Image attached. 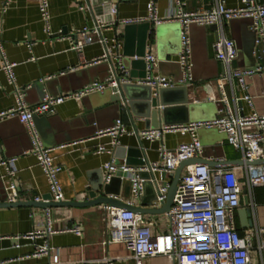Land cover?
Returning <instances> with one entry per match:
<instances>
[{"label": "crops", "instance_id": "0c3cea01", "mask_svg": "<svg viewBox=\"0 0 264 264\" xmlns=\"http://www.w3.org/2000/svg\"><path fill=\"white\" fill-rule=\"evenodd\" d=\"M148 0H125L118 5L119 17H144L147 13ZM157 7L158 16L166 15L172 8V0H153ZM185 9H208L216 0H182ZM0 0V28L2 51L6 58L17 62L14 68L16 84L25 88L34 82L45 78L58 77L77 68H87L83 63L89 62L103 52V46L98 42L85 45L81 53L70 49V40L67 35L71 30L83 25H92V15L79 9L80 3L94 5V12L107 17L109 0H48L51 30H62L61 36H48L44 31L38 13L37 0H12L5 11L1 7ZM226 7L239 6L240 0H224ZM97 7V8H96ZM234 20V21H233ZM231 19L224 24V35L233 38L238 54L240 66H248L253 62L252 52L248 49L252 43L253 33L250 29V20L246 18ZM124 27L121 24L110 26L102 30L107 38L115 37L121 42L123 51ZM190 38L193 78L189 84H181L176 90H167L155 98L150 97L156 103H164L168 108L163 113L161 104L159 125L176 123L188 118L187 121L210 118L216 115L220 106L216 98L218 88L214 81L222 73V65L215 58L212 43L217 38L208 26L193 25L188 29ZM180 24L176 21H165L155 25V30L147 31L145 49L157 56L160 66L154 68L155 75L169 76L180 79L182 71L177 58L180 49ZM72 38H75L73 35ZM33 56L35 60H31ZM0 59V65H1ZM190 62V63H191ZM100 64V63H98ZM103 64V63H102ZM90 70L70 75V79L64 80L59 88L62 93L71 92L81 86L90 77L101 79L107 73L104 65ZM91 66V65H90ZM250 95L253 96L254 109L264 113V74H256L247 79ZM186 88V91L180 89ZM231 104H237L241 96L239 86L235 82L225 86ZM58 88L54 86V89ZM26 89V88H25ZM131 95L129 107L121 108L119 114L108 102V96L93 95L86 98H68L55 107L56 112L47 115L46 119L37 123L41 132L48 135L51 145L53 161L62 166L58 174L62 191L66 200L81 201L96 196L99 184L103 183L102 165L108 161L111 154L94 153L96 144L106 141V137H95L98 129L110 127L114 118L121 117L128 130L139 131L148 128L150 122L143 115L146 105L143 102L148 90L143 87L130 86ZM57 94L60 92L55 91ZM26 101L30 104L41 100V92L33 88L25 93ZM186 98V101L183 100ZM15 94L13 86L7 81L6 76L0 70V111L13 106ZM243 113L249 114L251 109L247 103L241 101ZM160 105V104H159ZM188 107L185 108V107ZM192 108H191V107ZM158 107V106H156ZM159 108V107H158ZM86 118L82 119L81 116ZM87 123H85V121ZM149 123V124H148ZM151 127V126H150ZM199 139L205 145L204 156L224 158L225 160L242 159V156L233 150L227 143L223 133L214 129H201ZM187 135L178 133H165L161 139L146 141L139 139L136 133L123 134L119 137V149L123 148L122 155L114 149L113 157L120 162L125 161L124 150L131 147L140 148L143 156L140 159H158V147L174 148L183 141H189ZM62 142V144H60ZM30 140L26 129L16 117H9L0 121V157H16L17 187L23 201L39 198V201L49 200L48 186L42 171L38 166L34 155L29 151ZM120 151V150H119ZM137 159L138 157H131ZM137 166V164H129ZM238 166L235 172L242 175V168ZM171 181V176L168 177ZM8 180L5 171L0 166V198H4L5 187ZM118 198L129 204L139 205L144 208H158L154 206L151 186H147L143 195L136 197L130 193L128 181H124L120 187ZM242 191L239 207L243 206ZM252 208L253 227L243 229L239 225L237 207L235 222L240 233L251 230L254 233L253 242L256 238L264 242V185L254 188ZM49 218L53 227L57 229L64 226L78 224L82 235L64 231L50 234L44 238H36L34 241L16 238L18 234H26L30 231L42 230L46 225L44 208L38 206H0V264H96L94 260L103 255L114 258V264H134L131 259V251L122 242H107L109 229L104 217L102 203L98 205L78 206H50ZM139 213V212H137ZM144 220L151 221L152 233H166L168 231V219L165 213H140ZM47 241L50 255L30 256L34 251V242L41 244ZM18 244V246H15ZM57 254V262H53V254ZM30 256V257H29ZM253 264H264V248L261 253L254 249L252 252ZM145 264H173L163 257L157 256L144 260Z\"/></svg>", "mask_w": 264, "mask_h": 264}, {"label": "built area", "instance_id": "2783aa9c", "mask_svg": "<svg viewBox=\"0 0 264 264\" xmlns=\"http://www.w3.org/2000/svg\"><path fill=\"white\" fill-rule=\"evenodd\" d=\"M12 0H2L1 7L5 11ZM125 0H109L107 17L96 14L94 5L80 3L79 9L90 12L92 25H83L71 30L67 38L71 41L70 49L81 53L85 45L98 42L103 46V52L89 62L83 63L84 67L98 63H105L108 75L103 79H95L73 92L60 93L57 96L46 94L40 102L30 104L25 98V88L16 84L14 68L17 62L5 57L2 51L0 28V70L7 81L13 86L15 102L13 106L0 111V121L9 117H16L25 127L31 148L48 186L50 200L54 202L65 199L58 174L62 166L51 155V147L42 143L39 131L35 126L34 115H52L55 107L68 98H82L97 93H104L114 88L121 96L123 85L136 84L149 86L151 97L159 95L164 88H174L192 81L190 70V38L189 25L209 26L216 24L218 37L212 43L215 58L222 65V73L214 81L218 88V95L213 98L220 104L213 118H200L199 120L165 123L158 127H148L136 131L128 130L121 117H117L111 127L98 129L95 137H106V141L96 144L94 153H108L111 157L103 163V183H109L113 178L119 177L122 182L128 181L130 193L136 197L143 195L144 182H150L155 193L154 206H161L167 196V187L170 183L168 177L178 165L188 158H201L204 156V145L199 139L201 129H214L224 134L226 143L237 151L244 161L264 159V113L254 109L253 96L250 95L247 79L256 74H264V0H240L236 7H226L224 0H216L208 9H185V2L172 0V8L166 15L159 17L157 7L153 0H148L146 15L144 17H119L118 5ZM38 13L44 24V31L48 36L62 35V30L53 32L49 23L48 0H37ZM251 18L250 29L254 34L252 47L253 62L248 66H231L237 59L239 52L234 39L224 35V24L231 19ZM149 21L161 24L165 21H176L180 24V49L178 51V64L182 71L180 79L175 80L169 76L154 74L159 59L155 54L145 49L144 55L130 56L131 59H142L145 63V78L139 79L130 75L129 69L124 64L125 55L121 49L118 38H107L102 30L116 24H139ZM75 38H72V36ZM31 60H35L30 56ZM50 78V77H49ZM47 79V78H45ZM44 79L41 80V82ZM233 82L239 86L241 96L230 103L226 85ZM238 101H244L251 109L249 114H244L243 106ZM127 100L120 98V107L126 108ZM161 108V105H157ZM136 133L139 139L153 141L161 139L165 133H178L187 135L189 141H183L174 148L161 144L158 149V159H143L142 165L130 166L125 161L120 162L113 157L114 149L120 144L119 137L123 134ZM210 161H221L224 158L206 157ZM16 157H0V166L5 171L8 180L5 187V197L8 203L23 201L17 187ZM238 166L211 167L206 163H189L184 166L181 176L176 184L175 195L172 203L165 213L168 219L166 233H152L150 230L153 220H144L140 213L127 209L102 204L104 217L109 229L107 242H122L131 251L134 264H145L144 260L157 256L163 257L173 264H253L252 252L259 254L264 248V242L256 238L251 230L243 234L235 222L237 207L240 205L242 187H245L249 198V205L253 204V191L256 187L264 185V164L243 163L242 175L235 172ZM146 173L143 177L140 173ZM163 183L164 185H160ZM39 201V198H35ZM46 225L42 230L18 234L16 238L34 241L50 234L70 231L82 235L80 225L72 224L57 229L53 227L48 213L44 208ZM15 246H18L16 244ZM34 251L30 256L50 255V248L46 240L41 244L34 242ZM29 256V257H30ZM53 262H57V254H53ZM114 258L103 255L94 260L96 264H114Z\"/></svg>", "mask_w": 264, "mask_h": 264}, {"label": "water", "instance_id": "95a60500", "mask_svg": "<svg viewBox=\"0 0 264 264\" xmlns=\"http://www.w3.org/2000/svg\"><path fill=\"white\" fill-rule=\"evenodd\" d=\"M97 8V7H96ZM233 20V19H232ZM236 20V19H235ZM247 20H250L251 23V18H248ZM234 21V20H233ZM194 24L189 25L193 26ZM203 26V25H201ZM208 28L213 31V33L216 35V37H218L217 35V26L216 24L213 25H209ZM155 30V25L149 21H145L143 23H139V24H127V26L124 27V43H123V55H125L128 63L125 64V66L129 69L130 75L139 79L145 78L146 76V72H145V63L142 59H131L130 56L133 55H137L139 57L144 55L145 52V46H146V40H147V31L148 30ZM189 29V28H188ZM253 33V32H252ZM253 42H254V34H253V39H252V43L249 46V53H251L252 51V47H253ZM190 53H191V48H190ZM192 54V53H191ZM191 62V61H190ZM163 62H158L157 66H160V64H162ZM100 64H94L92 66H89L87 68H77V70L71 71L69 73H64L59 75L58 77H52V78H47L44 79L42 82L41 81H37L32 83L28 88L25 89L24 93L27 94V91L33 88H36L39 90V92H41V100L43 99V97L48 94L50 96H57L60 94H57L55 91H58L60 93H62L60 90V84L64 82V80H68L70 79V75L74 74V73H80V72H91L90 70H94V68L99 67L98 65ZM102 65L105 66V69L107 70V66L105 63H103ZM231 66H240L238 63V59H234L231 63ZM180 67V66H179ZM190 70H191V76L193 78V70H192V62H191V66H190ZM107 73V72H106ZM108 75V73L103 77L105 78ZM101 78V79H103ZM96 78H92L90 77L87 81H85L83 84H81L80 87H82L83 85L89 83V82H94ZM100 79V80H101ZM176 80V79H175ZM54 86L58 87L54 89ZM130 86H137V87H143L145 89L148 90L147 95L144 97V103L146 105V109L143 113V115L147 118V120H152L154 119V121L156 120V122H150V124L147 127H158L159 126V116H160V108L156 107L157 105H163V113L165 114L166 109L168 108L167 106L164 105V103L160 102V103H156V101L154 99H152L150 97V92L151 89H149V86H143V85H136V84H129V85H123L121 87V96L115 92L116 90L114 88H112L111 90H106L104 93H95L97 95L100 96H108V102L110 103L111 107H114V109H116L117 113L119 114V110L122 108L120 107V98L122 97L123 100L129 99L131 98V95L128 92V88ZM78 87V88H80ZM179 88H164L161 90L160 94H162L164 91L167 90H176ZM180 89H183L184 91H186V88L181 87ZM77 90V89H75ZM75 90H71V92L75 91ZM92 94L91 96L95 95ZM90 96V95H89ZM88 96H84L83 98H86ZM40 100V101H41ZM39 101V102H40ZM184 102L186 101V98L183 100ZM238 104H241V101H238ZM129 103L126 102V106L129 107ZM191 107V106H190ZM185 108L188 109V107L186 106ZM192 108V107H191ZM117 114V117H119ZM116 117V118H117ZM214 117V116H213ZM210 117V118H213ZM47 115H43V116H37L34 115L33 120L35 123V126L37 127V123L42 121L43 119H46ZM82 119H85L86 116L82 115L81 116ZM114 118V120L116 119ZM113 120V121H114ZM188 118L178 120V121H170V122H185L187 121ZM85 121V120H84ZM169 121H166V123ZM85 123H87V121H85ZM22 124V123H21ZM113 124V123H112ZM23 126V124H22ZM112 126V125H111ZM110 126V127H111ZM24 127V126H23ZM25 128V127H24ZM42 143L45 144L48 147H51L52 144H50L49 142H47L48 140V135L44 134L41 132L40 128L37 127ZM62 144V142L60 143ZM121 147L117 146L116 147V151L120 152L119 155H122L123 152V148L119 149ZM120 150V151H119ZM138 157L137 159H132L131 157ZM141 156H143V152L140 148L137 147H131L128 150H124V157L126 159V163L127 164H137V165H142L143 164V159H140ZM189 163H206L207 165L211 166V167H218V166H223V167H231V166H235L236 164H264V159H259V160H253L252 162L250 161H244L243 159H235V160H221L218 162L215 161H210L208 159H206V157L201 156V158H188L183 160L178 167L173 171V173L170 174L171 176V181L167 187V196H166V200L165 202L158 208H144L142 206L139 205H132L127 203L126 201H123L122 199L118 198V193L120 190V187L122 185V181L120 180L119 177H115L113 178L109 183H100L99 184V188H95L94 190H99L98 194L96 196L91 195V197L89 199L86 200H81V201H72V200H66L64 199L63 201H58V202H54L49 200H44V201H36L35 199H31L29 201H17V202H11L8 203L6 201V197H5V193H4V198H0V206H7V207H11V206H38V207H42V208H46V207H50V206H58V207H63V206H84V205H98V203H102V204H107L108 206H112V207H119V208H123V209H127L130 211H135V212H139V213H166L168 212V209L172 203L173 197L175 195V189H176V184L180 178V174L182 172V169L184 168L185 165L189 164ZM141 176L143 177H147L146 173L142 172L140 173ZM160 185H164L163 183H161ZM147 186H151L150 182H144V191L146 189ZM244 196H243V206L239 207L237 213L239 216V225L241 226V228L243 229H250L252 228L253 225V218H252V208L249 206V198L246 194L245 187H242ZM143 191V193H144ZM49 196V194H48ZM50 198V196L48 197ZM155 198V194L153 195V199Z\"/></svg>", "mask_w": 264, "mask_h": 264}, {"label": "rangeland", "instance_id": "374dc122", "mask_svg": "<svg viewBox=\"0 0 264 264\" xmlns=\"http://www.w3.org/2000/svg\"><path fill=\"white\" fill-rule=\"evenodd\" d=\"M124 63H125V64H127V63H128V61H127L126 57L124 58ZM204 152H205V145H204ZM203 154H204V153H203Z\"/></svg>", "mask_w": 264, "mask_h": 264}]
</instances>
